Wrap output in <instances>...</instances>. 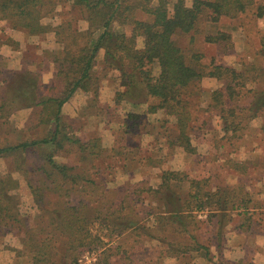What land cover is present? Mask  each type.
Masks as SVG:
<instances>
[{
    "label": "trees",
    "instance_id": "16d2710c",
    "mask_svg": "<svg viewBox=\"0 0 264 264\" xmlns=\"http://www.w3.org/2000/svg\"><path fill=\"white\" fill-rule=\"evenodd\" d=\"M62 2L79 10L86 28L66 19L55 26L41 22ZM249 11L262 17L264 4L256 0H0L5 28L27 36L53 31L59 44L57 49L40 50L39 55L38 46L28 45L18 69L8 68L0 55V123L30 109L27 128L42 130L34 138L0 146V157L18 154L17 167L25 171L21 173L36 205L33 215L20 217L11 193L16 182L0 176V230L19 233L21 248H15L16 255L29 253V264H81L85 253L95 256L90 264H159L164 258L201 251L210 264H252L247 258L231 261L220 255L229 230L264 232V197L253 198L251 179L218 186L166 169L156 186L136 181L110 191L112 179L97 182L85 172L86 160H98L99 165L103 159L106 149L101 138L80 137L62 114L63 104L77 90L98 96L96 55L103 49V66L119 72L122 81L115 104L146 103L150 116L161 111L153 127L167 150L196 152L190 132L205 122L195 121L192 106L202 94L204 78L220 84L209 93L204 110L208 118L216 117L229 138H242L257 119L254 131L262 135L264 146V66L243 61L237 68L204 61L202 52L186 51L174 39L193 32L200 21L215 23ZM225 37L217 32L205 40ZM2 45L18 48L19 43L0 29ZM258 54L264 57V39ZM34 63L36 70L30 69ZM46 70L51 76L44 82ZM137 119L138 115L129 114L122 121L128 139L140 135ZM26 153L35 154L39 161L33 172H27L29 165L22 167ZM56 155L72 158L58 162ZM97 171L109 173L105 168ZM34 172L35 185L30 178ZM199 213L205 218H199ZM203 223L209 225L205 241ZM127 235H134L131 246L123 243ZM140 250L147 254H139Z\"/></svg>",
    "mask_w": 264,
    "mask_h": 264
},
{
    "label": "rangeland",
    "instance_id": "374dc122",
    "mask_svg": "<svg viewBox=\"0 0 264 264\" xmlns=\"http://www.w3.org/2000/svg\"><path fill=\"white\" fill-rule=\"evenodd\" d=\"M256 2L264 4V0H256ZM81 17L82 14L79 10H74L68 2H62L55 7L50 15L42 18L41 22L55 26L66 19L71 20L74 26L83 29L86 28L87 23ZM5 25L6 22L1 20L0 29L7 32ZM217 32H223L227 37L217 42L205 40L206 35ZM174 39L186 51L202 52L204 61L212 59L215 63L237 66V68H240L239 65L243 61L256 62L264 66V57L258 54L264 39V15L256 17L252 11L245 12L236 18L222 17L215 23L200 21L193 32L177 35ZM36 41H43L42 45H36L40 50L46 48L48 44V49H57L59 46L55 41L53 31L37 36ZM226 44L227 47H225ZM103 57L104 50L100 49L96 55L95 67V73L99 78L98 96L93 98L91 93L77 90L79 93L77 95L74 93L62 106V114L76 129V134L80 137H90L96 134L101 138L102 145L106 149L99 165L97 164L98 160H86L85 172H90V178L97 182L105 180V183L112 179L113 181L108 183V186L110 191H113L114 189L122 190L136 181H144L149 185L156 186L161 170L166 169L184 171L183 173H186L189 178H204L211 185L218 186L237 183L239 180L249 182L245 173L253 172L254 168L255 179L262 177L260 172L264 169V146L262 135H258L254 131V128L259 125V120L255 119L249 123L251 129H245L242 138H229V135H223L224 132L218 119L216 117L208 118L204 111L209 101V93L220 85L216 79L204 78L202 80V94L198 102L195 101L192 106L195 121L197 123L204 121L205 123L202 127L196 125L190 132L192 143L196 148V152L190 155L180 148L173 150L165 148L163 139L156 134L153 127L155 120L162 117L161 111L150 116L146 103L134 105L123 100L119 104H115V92L122 89L120 86L122 81L119 78V72L108 70L103 66ZM44 76L46 77L43 81L47 82L50 76ZM31 114L33 113L30 109H23L11 115L7 122L0 123V146L15 144L23 139L34 138L36 134H42L40 128L37 130L27 128L29 124L27 119ZM129 114L138 115L140 135L128 139L122 121ZM132 132L130 133L132 134ZM252 141H254V145ZM24 155L28 159L24 160L26 164L22 163V167L29 165L26 169L31 171L27 172H33L32 168L37 167L39 161L35 154L29 156L26 153ZM17 158L18 154L0 157V176L9 177L13 182H16L14 183V187H16L11 193L15 195L18 202L15 205L18 206L16 212L20 214V217H24L33 215L36 212V205L27 179L21 173L25 171H20L17 167ZM71 158V155L55 156V160L58 162H68ZM96 168L99 171L105 168L109 170V173L96 172ZM30 178L34 185L38 184L36 172L30 174ZM259 188L262 189V186ZM53 197L57 203L59 198L56 194ZM147 201L148 199L145 203ZM199 218H205V215L201 213ZM202 226L204 232L202 240L205 241L209 235L206 231L209 225L206 226L203 223ZM2 229L0 230V264H29L31 260L29 253L16 255L15 248H21L18 239L19 233L17 236L14 231L8 232V229L3 227ZM133 236H124L125 246L135 243ZM188 241L183 240L186 243ZM148 242L146 248L149 246L148 251L150 252V241ZM138 252L142 255L147 254L143 250ZM195 256L192 258L188 254L181 259L166 258L160 260L159 264H210L198 255ZM94 261V255L85 253L80 263L90 264Z\"/></svg>",
    "mask_w": 264,
    "mask_h": 264
},
{
    "label": "crops",
    "instance_id": "0c3cea01",
    "mask_svg": "<svg viewBox=\"0 0 264 264\" xmlns=\"http://www.w3.org/2000/svg\"><path fill=\"white\" fill-rule=\"evenodd\" d=\"M7 34L16 40L19 43L18 48H12L9 45H2L0 47V55L3 58L1 60L2 63L6 64L8 68L18 69L21 65L22 57L24 56L28 45H42L41 41H36L37 36H27L22 31L16 29H7ZM49 45V44H48ZM46 46L49 47V46ZM45 47V46H44ZM59 47V46H58ZM36 55H39L40 49L35 48ZM0 62V63H1ZM30 69L36 70L37 66L34 63L30 66ZM50 70V69H49ZM45 71L43 73V77L51 76V71ZM79 91H76L77 95ZM254 145V141H252ZM251 151V150H250ZM255 168L253 172H246L245 175L248 179H251V191L254 199L263 198L264 197V169L260 172V179H255ZM234 175H237L233 173ZM157 178V177H156ZM262 186V189L259 187ZM201 213H199L200 215ZM229 229V228H228ZM213 249H215L213 247ZM194 258L195 255L203 258L202 252L189 251L184 252L182 255L180 254L179 259L184 258L185 255ZM195 254V255H194ZM94 255V254H92ZM220 255H222L225 259L236 261L239 259H248L252 262V264H264V232H250L244 229L233 228V230H229L224 237V241L222 246L220 247ZM196 257V256H195ZM166 259V258H164ZM174 259V258H173ZM204 259V258H203ZM194 263V262H193ZM209 263V262H208Z\"/></svg>",
    "mask_w": 264,
    "mask_h": 264
}]
</instances>
